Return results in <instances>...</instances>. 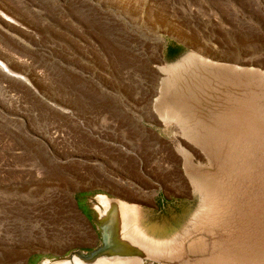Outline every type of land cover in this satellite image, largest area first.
Wrapping results in <instances>:
<instances>
[{
	"label": "rangeland",
	"instance_id": "1",
	"mask_svg": "<svg viewBox=\"0 0 264 264\" xmlns=\"http://www.w3.org/2000/svg\"><path fill=\"white\" fill-rule=\"evenodd\" d=\"M0 62V264L75 250L100 169L194 181L178 239L128 216L151 257L264 264V0H0Z\"/></svg>",
	"mask_w": 264,
	"mask_h": 264
},
{
	"label": "crops",
	"instance_id": "2",
	"mask_svg": "<svg viewBox=\"0 0 264 264\" xmlns=\"http://www.w3.org/2000/svg\"><path fill=\"white\" fill-rule=\"evenodd\" d=\"M145 160L144 157L141 158V165ZM123 162L129 163L125 160L120 161L118 167L112 165L110 168L125 169ZM105 169L108 170V167L105 166ZM124 172L135 182L134 186L117 183L109 179L104 170L100 169V172L95 171L90 174V181L92 184L98 183L99 188L82 192L74 198L75 206L91 230L84 229L83 237L81 236L80 243L75 249L88 251L98 245L97 229L93 225L95 221L90 217L92 200L97 194H103L117 203L121 202L132 208L137 216L138 228L148 238L159 241L176 240L180 233L185 231L187 221L193 214L195 184L192 179L186 176L185 181H180L177 175L170 171L169 175L160 174L158 180L151 183L149 178L145 180L134 176L129 171ZM121 211L125 215L126 210L122 209V205ZM149 216H155V218L149 219Z\"/></svg>",
	"mask_w": 264,
	"mask_h": 264
},
{
	"label": "water",
	"instance_id": "3",
	"mask_svg": "<svg viewBox=\"0 0 264 264\" xmlns=\"http://www.w3.org/2000/svg\"><path fill=\"white\" fill-rule=\"evenodd\" d=\"M234 69L240 70L244 69L246 72H250L253 75H260V81H264V71H260L258 69L254 68H243V67H237L232 66ZM264 95V94H263ZM103 196L106 198L108 203L110 204H119L111 199H109L107 196L103 194H97L95 195L94 199L92 200V207L90 214L91 218H94L95 223L93 224L96 227V235L98 240V245L94 247L91 250L88 251H81L78 249L69 251L66 255L60 256V257H54V258H40L36 261L35 264H45L47 261H60L64 260L67 263H70L73 257H80L86 262H91L94 259H104L106 261L115 263V264H168L170 262L165 261L163 259L154 260L150 257L140 255L139 252H137L134 248H128L122 250L120 246H114L111 249V244L107 238V232L114 226H117V213L118 210L114 211L113 213L105 212L100 207L97 208L95 198L97 196ZM116 236V245L119 243H124L121 238H119L118 234ZM119 241V242H118ZM126 242V241H125ZM125 244V243H124ZM107 252V253H106ZM186 264V263H185Z\"/></svg>",
	"mask_w": 264,
	"mask_h": 264
},
{
	"label": "bare ground",
	"instance_id": "4",
	"mask_svg": "<svg viewBox=\"0 0 264 264\" xmlns=\"http://www.w3.org/2000/svg\"><path fill=\"white\" fill-rule=\"evenodd\" d=\"M0 68H3L4 71L9 72L7 70V68L1 62H0ZM247 73L248 72H246L244 70L240 74L242 76H245V75L250 76L251 75V77H255V80H258L256 75H253L251 73L247 74ZM239 96H240V94H239ZM95 201H96L95 207L96 208H97V206H98V208L101 207L103 209V211H105V212H108V213L112 212L113 213L114 211H116V209L118 210V213H117V221H118L117 224L118 225L112 227L107 232V238L111 244V249L114 246H120V247H122L121 248L122 250L128 249V248H131V249L134 248L137 252H139L140 255L142 254V255L150 257L154 260H158V259L151 257L150 253L151 254H161V252H166V250L164 251L160 246L153 245V249L149 250L150 253H148L132 242L131 232H133V230L131 229V220L128 217L132 213V211H134V210H132V208H130L129 206H127L126 204L121 203V202L119 204H110V203H108L106 198L101 196V195L97 196L95 198ZM121 205H122V209L126 210V213L124 212L125 215H123V213L121 211ZM116 234H118L119 238H121L125 244L119 243L116 245V242H117L116 236H115ZM214 262H215V260H214ZM45 264H115V263L106 261L104 259H98V258L94 259L91 262H86L83 259H81L80 257H73L70 263H67L64 260H60V261H47ZM121 264H124V263H121ZM186 264H187V262H186ZM203 264H212V260H208V261L204 262Z\"/></svg>",
	"mask_w": 264,
	"mask_h": 264
}]
</instances>
